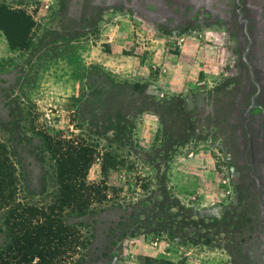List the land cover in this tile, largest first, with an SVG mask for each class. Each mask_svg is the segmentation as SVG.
<instances>
[{"label": "rangeland", "instance_id": "1", "mask_svg": "<svg viewBox=\"0 0 264 264\" xmlns=\"http://www.w3.org/2000/svg\"><path fill=\"white\" fill-rule=\"evenodd\" d=\"M249 10L263 37L264 0ZM239 50L95 0H0V141L20 174L16 200L58 194L46 137L83 138L120 161L107 199L65 216L86 245L72 262L264 264L254 158L240 139L253 80ZM86 180H102L99 161Z\"/></svg>", "mask_w": 264, "mask_h": 264}, {"label": "trees", "instance_id": "2", "mask_svg": "<svg viewBox=\"0 0 264 264\" xmlns=\"http://www.w3.org/2000/svg\"><path fill=\"white\" fill-rule=\"evenodd\" d=\"M45 146L56 164L58 194L51 203L37 206L16 200L20 174L7 146L0 141V211L8 209L4 225L10 238L0 249V264H64L81 254L79 249L86 247L79 228L82 223H68L65 216L67 212L83 216L94 201H105L109 171L121 166L116 157L83 138L46 137ZM96 160L102 180L88 184L87 172ZM68 263L79 262L70 259ZM137 264L180 262L140 255Z\"/></svg>", "mask_w": 264, "mask_h": 264}, {"label": "crops", "instance_id": "3", "mask_svg": "<svg viewBox=\"0 0 264 264\" xmlns=\"http://www.w3.org/2000/svg\"><path fill=\"white\" fill-rule=\"evenodd\" d=\"M218 1L225 3V15L219 14ZM258 3L259 0H95L98 5L121 7L149 17L156 27L184 31L207 29L227 36L240 48L253 80L249 82L250 90L245 100L251 113L246 128L242 127L240 139L243 152L246 149L247 155L254 158L252 174L264 258V35L252 34L256 23L248 15L249 6H258Z\"/></svg>", "mask_w": 264, "mask_h": 264}]
</instances>
